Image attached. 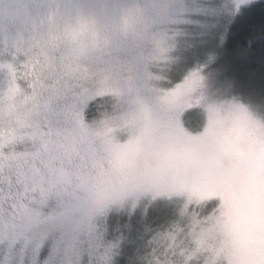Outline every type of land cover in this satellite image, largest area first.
Here are the masks:
<instances>
[{"label": "snow or ice", "instance_id": "snow-or-ice-1", "mask_svg": "<svg viewBox=\"0 0 264 264\" xmlns=\"http://www.w3.org/2000/svg\"><path fill=\"white\" fill-rule=\"evenodd\" d=\"M259 9L257 0H149L137 9L138 38L95 70L62 42L89 29L86 19L62 16L46 34L33 19L0 56V264H136L172 209L116 212V198L101 195L109 157L132 146L115 133L135 121L140 140L183 145L191 158L229 121L264 131V21L249 26ZM193 90L210 107L201 133L176 115ZM160 261L153 249L148 264Z\"/></svg>", "mask_w": 264, "mask_h": 264}, {"label": "rangeland", "instance_id": "rangeland-1", "mask_svg": "<svg viewBox=\"0 0 264 264\" xmlns=\"http://www.w3.org/2000/svg\"><path fill=\"white\" fill-rule=\"evenodd\" d=\"M61 1L49 7L45 4L25 19L0 25V55L31 28L36 16L53 6L66 18L83 15L94 19L102 29L111 27L126 6V0ZM62 42L84 50L90 70L122 56L112 55L106 35L90 28L68 31ZM40 74L50 78L47 70ZM176 115L188 131L201 133L209 124L210 107L193 90L178 101ZM138 130L137 123L129 121L115 133L116 142L132 146L109 157L107 170L100 176L108 181L101 195L116 198V212L122 208L129 214L134 209L147 212L152 206L172 209V218L155 229L157 238L140 243L136 264H148L153 249L168 264H183L181 254L186 251L196 255L190 264H255L256 254L264 255V131L229 121L189 158L183 145L169 147L150 138L140 140L135 135ZM257 156L260 165L251 167ZM246 187L248 194L263 189L248 200ZM188 205L191 209L182 211Z\"/></svg>", "mask_w": 264, "mask_h": 264}, {"label": "clouds", "instance_id": "clouds-1", "mask_svg": "<svg viewBox=\"0 0 264 264\" xmlns=\"http://www.w3.org/2000/svg\"><path fill=\"white\" fill-rule=\"evenodd\" d=\"M147 3H149V0H126V6L122 9L119 18L111 27H105L103 29L98 26L94 19L86 18L83 15L67 19H70L72 23H77L83 17L88 21L90 29L106 35L113 46L109 50L112 55H123L124 48L138 38L144 26L143 18L137 9L143 8ZM53 12H56L54 21L52 16ZM53 22L61 25L65 23V19H62L61 13L57 11L55 6L36 16V27L42 34L48 32ZM156 69L163 72L164 66L157 64ZM160 264H165V261H160Z\"/></svg>", "mask_w": 264, "mask_h": 264}, {"label": "flooded vegetation", "instance_id": "flooded-vegetation-1", "mask_svg": "<svg viewBox=\"0 0 264 264\" xmlns=\"http://www.w3.org/2000/svg\"><path fill=\"white\" fill-rule=\"evenodd\" d=\"M61 0H0V25H8L14 20L25 19L28 14L37 8H42L45 4L51 6L60 3ZM26 9L30 10L26 12ZM4 55V54H3ZM0 55V56H3ZM247 191V190H246ZM264 195V194H263ZM248 196V191H247ZM249 200V198L247 197ZM246 199V200H247ZM255 264H264V255L258 252Z\"/></svg>", "mask_w": 264, "mask_h": 264}, {"label": "trees", "instance_id": "trees-1", "mask_svg": "<svg viewBox=\"0 0 264 264\" xmlns=\"http://www.w3.org/2000/svg\"><path fill=\"white\" fill-rule=\"evenodd\" d=\"M257 3L264 4V0H257ZM250 15L252 17V21L249 23V26L255 27L258 29L260 27L261 21H264V9H259L255 12L251 13ZM201 118H202V116H201ZM260 158H261L260 156H257V158H255L253 160V162L251 163V167L259 166L260 162H261ZM251 181H252V179H251ZM262 189L263 188L261 187V189L256 190V192L248 194L249 200H251L252 197H255V198L258 197L262 193V191H261ZM246 190L249 193V188L246 187ZM170 218H172L171 215H169L166 219L161 220L159 222V224H153L151 227L154 229L162 228V226H164L169 221Z\"/></svg>", "mask_w": 264, "mask_h": 264}]
</instances>
